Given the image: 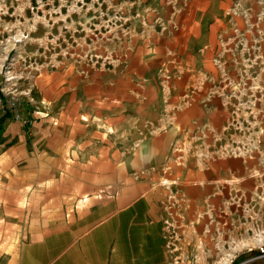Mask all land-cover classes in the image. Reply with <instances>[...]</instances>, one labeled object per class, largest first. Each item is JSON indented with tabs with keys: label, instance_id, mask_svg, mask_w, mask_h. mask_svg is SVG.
I'll return each mask as SVG.
<instances>
[{
	"label": "crops",
	"instance_id": "1",
	"mask_svg": "<svg viewBox=\"0 0 264 264\" xmlns=\"http://www.w3.org/2000/svg\"><path fill=\"white\" fill-rule=\"evenodd\" d=\"M189 4L185 21L179 11L163 15V44L145 61L143 80L151 69L165 78L160 100L143 83L132 86L138 100L130 103L93 101L101 106L91 119L115 131L97 137L100 130L91 128L90 140L69 127L64 141L76 147L75 161L61 164L59 148L51 150V163L32 164L33 171L59 166L68 173L52 194L23 206L16 201L13 215L31 234L18 236L12 248L0 240V264H264L245 263L264 245V143L257 137L264 134L240 126L245 100L232 92L257 5ZM170 23L176 36L167 31ZM161 56L162 67L153 66ZM122 105L134 113L123 108V128L115 110ZM79 110L75 120L83 122L81 102Z\"/></svg>",
	"mask_w": 264,
	"mask_h": 264
},
{
	"label": "rangeland",
	"instance_id": "2",
	"mask_svg": "<svg viewBox=\"0 0 264 264\" xmlns=\"http://www.w3.org/2000/svg\"><path fill=\"white\" fill-rule=\"evenodd\" d=\"M189 1L0 0V240L9 239L12 248L18 236L31 234L27 221L14 217L13 209L18 199L23 206L27 199L57 191L56 184L68 172L59 166L55 171H33L32 164L43 167L45 161L51 163V150L59 148L65 149L61 164H72L76 147L67 139L66 148L64 141L69 127L90 140L91 128H97V134L100 130L97 137L115 131H108L102 119H91L95 106H101L94 100L106 103L114 98L130 103L138 100V92L131 93L132 86L147 83L154 89L152 99L160 100L161 78H165L151 69L143 80L145 61L163 44V15L170 18L179 11L185 21L183 10L189 11ZM255 3L257 13L241 46L243 67L234 71L232 92L245 100L239 108L244 111L240 126L249 134L263 135L264 0ZM173 29L170 23L167 31L176 36ZM147 37L150 43H146ZM164 45L170 47L165 41ZM163 59L155 60L153 66L162 67ZM80 102L83 122L75 120L80 117ZM124 106L115 109L121 111L117 113L121 128L123 108L128 116L134 115ZM255 108L260 109L254 112ZM257 137L264 143L263 136Z\"/></svg>",
	"mask_w": 264,
	"mask_h": 264
},
{
	"label": "built area",
	"instance_id": "3",
	"mask_svg": "<svg viewBox=\"0 0 264 264\" xmlns=\"http://www.w3.org/2000/svg\"><path fill=\"white\" fill-rule=\"evenodd\" d=\"M257 260H264V245L260 247L256 253L252 254L246 261L245 263L248 262H253Z\"/></svg>",
	"mask_w": 264,
	"mask_h": 264
}]
</instances>
